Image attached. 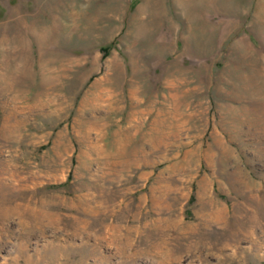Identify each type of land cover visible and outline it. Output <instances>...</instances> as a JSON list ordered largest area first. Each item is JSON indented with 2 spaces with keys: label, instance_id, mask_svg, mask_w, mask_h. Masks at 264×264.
Here are the masks:
<instances>
[{
  "label": "rangeland",
  "instance_id": "obj_1",
  "mask_svg": "<svg viewBox=\"0 0 264 264\" xmlns=\"http://www.w3.org/2000/svg\"><path fill=\"white\" fill-rule=\"evenodd\" d=\"M0 264H264V0H0Z\"/></svg>",
  "mask_w": 264,
  "mask_h": 264
}]
</instances>
